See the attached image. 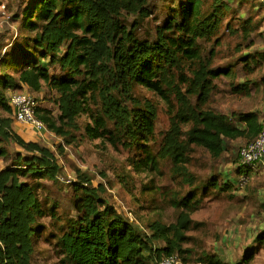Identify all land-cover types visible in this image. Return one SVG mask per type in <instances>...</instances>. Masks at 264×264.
Masks as SVG:
<instances>
[{"label": "trees", "instance_id": "trees-1", "mask_svg": "<svg viewBox=\"0 0 264 264\" xmlns=\"http://www.w3.org/2000/svg\"><path fill=\"white\" fill-rule=\"evenodd\" d=\"M148 3V0H24L13 15V21L20 22L31 36L24 35L11 49L8 45L0 47L3 73L0 108L8 114L0 115V157L7 156L4 143H15L28 155L18 153L12 166L0 171V264H34L38 236L43 229L40 219L47 212L56 214L58 209L57 203L47 209L37 187L23 180L34 177L58 181L62 168L55 153L38 142H27L13 129L12 94L23 89L41 93L45 86L55 98L59 113L55 115L51 109L38 106L36 115L48 132L61 137L65 144L75 141L78 119L87 115L90 122L85 127L86 135L117 150H129L130 166L137 174L160 175L161 161L168 160L174 178L191 187L185 193L182 190L165 193L162 187L143 185L141 194L162 192L165 196L162 204L179 211L174 223L150 221L148 232L119 212L105 196L102 184L94 186L92 179L81 173L74 184L76 218L64 226L57 241L63 263L160 264L171 255H178L185 264L191 263L183 245L189 239L187 232L200 226L191 215L200 209L202 202L193 188L195 177L187 167L193 146L218 158L228 150L230 142L254 141L264 123L253 112L225 115L198 109L175 86L176 74L183 72L187 62L195 64L193 77L184 81L188 93L206 104L215 90V80L230 77L229 68H211L215 48L206 60L200 45L202 40L217 37L227 5L217 1L211 11L204 12V0L180 1L173 15L157 27L155 37L141 40L136 31L151 16ZM130 17H135L131 25ZM215 41L218 46V39ZM56 65L60 66V72L53 73L51 67ZM8 67L12 74L5 73ZM136 86L145 87L165 100L169 98L168 91L176 87L181 107L172 117L171 128L157 153L151 142L156 134L158 108L150 100L137 98ZM233 91L248 95L249 86L236 85ZM189 122L193 128L184 132L183 125ZM242 147L238 153L241 176L252 171L241 162ZM59 149L63 151L62 146ZM209 184V188L227 190L217 180ZM209 188H203L202 196L210 194ZM127 190L133 194V189ZM258 241L264 243V232ZM254 255V251L246 253L241 264L250 263ZM196 262L226 264L216 255H206Z\"/></svg>", "mask_w": 264, "mask_h": 264}, {"label": "rangeland", "instance_id": "rangeland-1", "mask_svg": "<svg viewBox=\"0 0 264 264\" xmlns=\"http://www.w3.org/2000/svg\"><path fill=\"white\" fill-rule=\"evenodd\" d=\"M23 1L0 0V47L8 45L7 47L11 49L24 35L31 36L28 30L22 28L20 22L13 21V15L19 11ZM180 1L184 0H148L151 16L141 22L136 31L138 37L141 40L154 38L157 27L163 25L173 15ZM217 1L227 5L221 29L216 38L210 41L202 40L200 45L206 60H209L210 52L215 48L210 62L211 68H229L232 70L231 75L215 80V90L206 104L188 93V84L184 81L193 77L192 68L196 66L195 64L187 62L183 72L176 74L175 86L185 92L191 105L198 106V109L212 110L225 115H231L233 112H253L263 124L264 0H204V12L211 11ZM128 21L131 25L135 17H130ZM216 39L219 41L218 46L215 45ZM51 71L60 72V66H52ZM5 73L12 74V69L8 67ZM2 74L0 67V77ZM236 85L249 86V94L234 92L233 88ZM176 87L168 91L167 100L145 87L134 88V95L137 98L143 101L150 100L158 108L156 134L151 142V147L156 153L171 128L172 117L181 107ZM23 90L35 97L38 106L47 107L58 115L55 98L49 95L46 86L41 93ZM0 115L8 114L0 108ZM89 122L87 115H82L78 119L79 129L74 132L75 141L68 145L54 133L40 134L14 120V127L18 126L19 134L27 142L35 141L52 150L62 168L56 182L34 177L23 178L37 187L38 195L47 209L55 203L58 204L56 214L47 212L40 219L43 229L38 236L34 264H64L57 241L64 231V226L76 218L74 184L79 180L81 173L91 178L94 186L102 184L106 190L105 196L119 212L148 232L147 226L150 221L174 223L179 211L162 204L165 198L162 192L141 194L143 185L151 183L156 188L162 187L165 193L181 190L185 193L191 189L188 183L183 184L180 179L174 178L173 166L168 160L161 161L160 175L148 172L137 174L130 166L132 154L129 150L123 148L117 150L108 143L99 139L91 140L86 135L85 127ZM192 128V122L183 125L184 132ZM247 142L246 139L230 142L228 150L218 158L203 148L193 146L187 167L195 177L196 183L193 188L197 189L202 202L200 209L191 215L200 226L187 232L189 239L183 245L187 250L185 255L191 264H197L196 261L206 255H216L226 264H241L245 254L252 251L255 255L247 264H264V243L258 241L264 232V166L250 174V181L245 186L240 185L242 176L238 172L240 166L238 153ZM3 146L7 156L0 157V171L11 167L18 153L28 155L15 143H4ZM60 146L63 147V151L59 149ZM122 180L127 186L121 182ZM215 180L227 190L220 191L219 187L209 188L211 187L209 182ZM128 187L133 189V194L128 192ZM204 187L209 188V195L202 196ZM158 206L160 209L155 208Z\"/></svg>", "mask_w": 264, "mask_h": 264}, {"label": "built area", "instance_id": "built-area-1", "mask_svg": "<svg viewBox=\"0 0 264 264\" xmlns=\"http://www.w3.org/2000/svg\"><path fill=\"white\" fill-rule=\"evenodd\" d=\"M11 104L15 109V121L17 123L27 125L40 134L48 132L46 125L36 115L38 102L31 93L25 91L13 93ZM240 155L242 164L249 166L252 170L250 173L242 175L239 181L241 186H245L250 181V174L261 166H264V125L259 136L242 147ZM160 264L185 263L178 255H171L165 257Z\"/></svg>", "mask_w": 264, "mask_h": 264}, {"label": "crops", "instance_id": "crops-1", "mask_svg": "<svg viewBox=\"0 0 264 264\" xmlns=\"http://www.w3.org/2000/svg\"><path fill=\"white\" fill-rule=\"evenodd\" d=\"M23 127H24V126H23ZM26 128H27V127H26ZM13 129H14L17 133H19V130H18L19 128H18V126H15V127H14V124H13Z\"/></svg>", "mask_w": 264, "mask_h": 264}]
</instances>
